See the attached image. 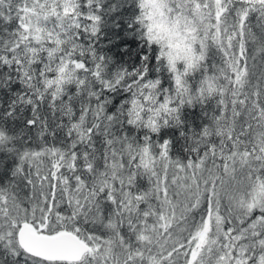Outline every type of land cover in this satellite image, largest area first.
<instances>
[{"label":"snow or ice","instance_id":"obj_1","mask_svg":"<svg viewBox=\"0 0 264 264\" xmlns=\"http://www.w3.org/2000/svg\"><path fill=\"white\" fill-rule=\"evenodd\" d=\"M0 264H264V0H0Z\"/></svg>","mask_w":264,"mask_h":264}]
</instances>
